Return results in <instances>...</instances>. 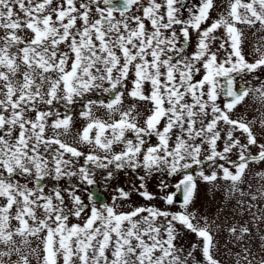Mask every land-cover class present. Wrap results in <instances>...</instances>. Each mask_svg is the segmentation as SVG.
<instances>
[{
    "label": "snow or ice",
    "instance_id": "obj_1",
    "mask_svg": "<svg viewBox=\"0 0 264 264\" xmlns=\"http://www.w3.org/2000/svg\"><path fill=\"white\" fill-rule=\"evenodd\" d=\"M215 7V0H0V264H221L215 221L189 210L197 179L229 183L236 214L251 217L226 229L243 245L235 264H257L245 241L249 224L264 223V112L259 136L255 120L233 113L250 94L264 104V84H235L236 75L264 68V35L249 62L242 27L264 33V0H227L213 19ZM125 97L134 102L127 109ZM78 100L88 121L78 141L87 154L60 138ZM140 102L150 106L142 123ZM94 105L119 118L95 117ZM110 166L144 173L138 185L115 188L111 204L98 207V193L86 203L83 189L57 186L74 177L91 186L93 168L111 180ZM253 166L256 187L248 178ZM194 168L195 175L187 171ZM156 172L181 177L160 197L171 206L180 194L181 210H119L133 192L156 199L145 183ZM45 181L57 183L46 191ZM181 232L195 234L196 243L186 248Z\"/></svg>",
    "mask_w": 264,
    "mask_h": 264
},
{
    "label": "rangeland",
    "instance_id": "obj_2",
    "mask_svg": "<svg viewBox=\"0 0 264 264\" xmlns=\"http://www.w3.org/2000/svg\"><path fill=\"white\" fill-rule=\"evenodd\" d=\"M186 3H192L194 0H186ZM227 0H215L216 7L213 9L211 16L213 19L217 18L223 11V8L226 6ZM245 32V46H244V55L249 62H252L255 58L254 47L258 46V37L260 35H264V33H257L253 35V30L247 29L246 26H242ZM259 27V26H257ZM3 32L0 30V35ZM197 39V35L195 32L192 33V42L195 43ZM264 51V48L261 49ZM189 52L192 51L190 47L188 49ZM221 60L224 58V53L221 52L220 57ZM248 88H259L262 84H264V68L257 69L254 73L243 72L239 75H236ZM221 84H223V78L221 79ZM239 84V83H238ZM258 95V94H256ZM88 96L95 101L107 100L110 98L106 94L102 93H90ZM134 102L132 101V104ZM125 104L122 105L124 108ZM150 107L146 106L142 102L137 103V109L141 115V123L142 118L146 114L145 108ZM84 110L83 103L79 100L75 105H73L70 109H68L69 114L72 116V125L70 131L67 135H62L60 138L74 146L77 147L79 150L84 151L86 154L90 151L88 145L83 143H79L78 141V134L82 131L83 127L88 123L80 113ZM63 112V109H61ZM92 111L95 117L100 118L102 120L110 121L111 119H118L119 115L116 114L115 116H110L107 110L104 108H99V106L94 105L92 107ZM264 112V104H261L256 98L255 95L250 94L247 98L246 102L238 106L237 109L233 113L234 119H243L245 122L249 120H255L256 125L254 131L257 132V135L260 134V125L259 121L261 119V113ZM49 135H52V132L49 131ZM239 135V133H237ZM154 142V138H153ZM103 155V153H99ZM205 154H202V159ZM231 158L235 159V153L231 154ZM83 163V157L79 159L76 163L75 167H79ZM93 167V166H89ZM113 171V177L111 180L106 179L107 177V170L104 169H94V176L93 179L98 182L100 190L106 196V203L111 204L112 196L116 193L114 189L117 187H124L126 190L129 189L132 185H138L140 183L139 176L144 175L142 170H138L133 172L131 169H124V170H116L114 166H110ZM200 169H189L187 171L192 172L194 175ZM203 170L205 174H208L211 170H213V165L210 162H206L203 166ZM257 170L256 166L252 167V170L249 173L248 178L252 180L253 186L256 187V181L252 179L255 175V171ZM181 178L180 176L171 177L168 176L166 173L156 172L148 176L146 179V189L151 194L156 196V199L148 201L139 196L137 193L133 192L129 201L122 202V208L119 210L122 211H129L132 207L135 206H155L162 210H170V211H180V201H179V194L176 197V201L173 205H167L164 203L161 196L170 194L175 191L174 185ZM131 182V184H130ZM57 182L55 181H45L46 184V191L51 190L54 184ZM166 185L164 191H161V185ZM198 189L196 194V202L193 206L190 207V211L195 210L198 217H206L210 222L215 221L212 227L213 233H218L215 237L217 257L221 260V264H235V253L241 250L243 245H235L232 242V238L229 236L227 232V228L231 225H240L248 223L251 217L244 213L243 211L240 214H236L235 205L237 196L229 194V183L227 181L218 180L215 184H207L203 181L197 179ZM61 189L70 188V187H77L83 190L79 191V195L82 199L85 200L86 203H89L88 196L90 195V191L92 188L91 186H83L80 185V181L78 177H74L71 180L65 179L64 181L59 182L57 185ZM97 202V201H96ZM121 203V202H118ZM97 206H100V202H97ZM72 222H78L73 219ZM219 226V227H217ZM249 227L252 229V238L250 240H246L245 243L249 248L252 249L253 254L256 258V262L264 256V250H262V242L260 237L264 236V223L256 221L255 223L249 224ZM182 240L180 241L183 245L187 248L190 247L193 243H196L197 237L195 234L190 232H181ZM231 249V251H229ZM35 264V261H33Z\"/></svg>",
    "mask_w": 264,
    "mask_h": 264
},
{
    "label": "water",
    "instance_id": "obj_3",
    "mask_svg": "<svg viewBox=\"0 0 264 264\" xmlns=\"http://www.w3.org/2000/svg\"><path fill=\"white\" fill-rule=\"evenodd\" d=\"M116 2V0H114V3ZM236 82V80H235ZM225 83V81L223 80V84ZM99 194L98 197H96V194ZM90 195H93L94 197H96V201H99L100 203H106V196L105 194L100 190L99 185L97 183V181H95V183L92 185L91 191H90ZM179 201L182 202V196L179 194Z\"/></svg>",
    "mask_w": 264,
    "mask_h": 264
},
{
    "label": "flooded vegetation",
    "instance_id": "obj_4",
    "mask_svg": "<svg viewBox=\"0 0 264 264\" xmlns=\"http://www.w3.org/2000/svg\"><path fill=\"white\" fill-rule=\"evenodd\" d=\"M186 2H187V1L185 0V3H186ZM236 80H237V82L239 83L238 86H240L241 83L244 84V81H242V80H241L239 77H237V76H236ZM244 86H245V85H244ZM124 104H125L124 109H127L129 106H131L132 101L129 100L127 97H125ZM99 108H101V107H99Z\"/></svg>",
    "mask_w": 264,
    "mask_h": 264
}]
</instances>
